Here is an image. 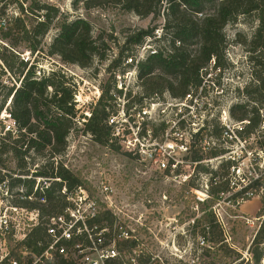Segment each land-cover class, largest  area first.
Wrapping results in <instances>:
<instances>
[{
  "label": "trees",
  "instance_id": "16d2710c",
  "mask_svg": "<svg viewBox=\"0 0 264 264\" xmlns=\"http://www.w3.org/2000/svg\"><path fill=\"white\" fill-rule=\"evenodd\" d=\"M33 1L30 6L31 11L43 12L44 20L31 25L30 28L24 21L19 20L5 37L13 39L14 43L16 36L21 33L23 41L27 43V50L31 54L40 53L44 36L57 20L59 33L48 46L49 57L56 56L65 65L91 67L95 56L98 55V41L92 36L91 24L81 18L61 20L62 15L58 8ZM110 3L118 4L126 12H132L141 18L162 16L165 20L163 35L160 38L156 39L155 28L136 30L125 36L124 46L134 47V49L142 46L147 39H154L163 44L167 42V46L158 48L156 54L139 61L136 69L140 93L133 97L131 92L125 95L127 113L133 107L137 108L136 112L143 108L145 99L162 98L168 94L173 100L181 102L188 95L193 96L200 90L204 91L205 76L209 68L219 74H222L226 68L223 59L227 44L224 33L226 27L235 23L241 16L245 18L254 16L258 21V27L253 38L248 41L238 36L240 44L247 50L248 61L253 67L254 82L245 87V93L252 106L236 104L230 108V116L235 123L248 122L242 131L236 130L240 139L250 140L254 137L259 138L260 134L264 135L263 118L260 115L264 106V0H74L73 6L75 9L81 6L86 10H91L102 8ZM194 42L196 43L195 50L192 49ZM135 56V54L128 53L124 56V60L127 61ZM98 57L101 60L105 59L104 55ZM122 57L123 54H120V58L110 61L108 71L112 75L116 72L123 75L133 66H121ZM3 59L11 72L14 71L15 65L19 66L22 80L18 88L14 86L8 90L0 106L1 114L6 101L12 98L7 111L15 123L11 130L5 132V126H3L0 131V134L5 133L0 145V170H11L7 166L8 159L15 162V169L11 171L16 177L10 176L11 187L23 190L25 199L17 197L14 206L25 208L29 212H38L40 216L39 225L32 228L26 240L15 245L12 241L9 243L12 258L22 264H34L32 257L40 258L50 242L47 234V225L50 220L63 215L66 209L72 207L67 200L68 195L83 189L94 198L95 190L80 171L73 172L58 160L66 153L67 138L76 127L78 115L74 97L77 92L76 84L61 70H54L47 75L44 73L37 77L35 66L28 67V63H17L14 54L5 55ZM122 96L123 92L116 88V80H114L113 85L108 83L102 88L100 99L95 106L90 108V116L83 114L80 116L84 120V133L92 136L102 147L113 149L115 153H120L121 147L113 139L107 122L109 117L115 113L116 99ZM159 125L158 128L153 123H144L139 134L143 136L147 130H150L154 138L162 137L163 139L168 125L163 122ZM224 132L225 127L219 120L204 121L198 132L191 135L186 157V161L195 166L197 174L209 177L207 190L209 198L203 204L202 215L194 220L192 226L193 232L197 230V235L208 245L202 249L200 264H218L212 257L218 253L230 261V263L226 262L227 264H259L264 257L260 249L264 244V223L250 246L251 262L245 263L242 260L237 263L241 255L225 242L223 229L212 209L220 200L221 194L232 192L230 182L238 168L236 160L226 158L228 151L223 148ZM205 143L209 144L207 148L202 146ZM257 143L264 150V141H257ZM31 153L39 159H44L45 163L39 164L40 162L35 163V161L28 163L26 158ZM212 160H220L216 168H210L207 164ZM28 165L35 167L34 179L21 178L27 176ZM168 173H170L169 170L165 172V174ZM176 173L179 175V170ZM38 178L44 179L47 184L38 185L35 191ZM3 179L4 176L0 172V183ZM247 180L246 188L231 196L232 203L236 204L238 199L243 197L246 189L259 190L264 185V173H256ZM63 189L66 191L65 194L62 193ZM193 189L198 190L199 186L194 184L193 177H191L184 181L183 191L190 192ZM251 199L253 197H245L247 202ZM96 202L100 206L101 203L98 200ZM263 214L264 195L260 216ZM115 222L114 214L109 210L101 209L94 218L87 219L86 225L89 229L93 227L99 230L112 229L117 223ZM113 238L112 233L106 234V245L110 244ZM84 239L85 236L77 237L72 242L64 244L66 247L78 243L85 244ZM138 242L136 239L117 240L116 247L121 254H131L138 249ZM25 251L28 256L26 257L27 262L23 263ZM138 261L140 264H151L152 257L145 256L142 252ZM53 264L73 263L63 256H56ZM111 264H123V262L117 260Z\"/></svg>",
  "mask_w": 264,
  "mask_h": 264
},
{
  "label": "rangeland",
  "instance_id": "374dc122",
  "mask_svg": "<svg viewBox=\"0 0 264 264\" xmlns=\"http://www.w3.org/2000/svg\"><path fill=\"white\" fill-rule=\"evenodd\" d=\"M35 1L43 4L39 0ZM28 2L31 6L34 1L29 0ZM73 2L74 0H52V3L44 4L58 8L62 15L61 20L81 18L91 24L92 36L94 40L98 41V55L95 56L91 67L81 68L76 65H65L60 58L56 56L49 57L47 53L48 46L59 33L57 20L54 21L49 32L44 36L40 53L31 54L27 50V43L23 41L21 33L16 36V42L13 43V39H10L11 46L19 55L27 52L28 57H24V59L28 60V67L35 66L37 77L44 75V73L47 75L54 70H61L77 86L75 95V109L78 111L76 127L67 138L68 148L66 153L58 160L69 170L82 173L86 181L95 190L94 198L102 204L98 206V210H109L110 203L106 201V196L101 193V188L103 184L112 186L114 194L111 195L113 202L111 209L113 208V212L109 211L112 214L115 213L116 222L123 225L126 230L134 232V237L139 241L138 253L134 255L136 260L138 254L140 255L143 252V255L152 257L151 264H191V261L197 257H199L198 263L200 264L204 247L200 244L201 237L197 235L198 231L196 230L194 233L192 226L194 220L202 215L203 204L208 199L206 198L204 202L200 201V199L204 200L206 196L209 177L196 173L195 166L186 161L188 153L175 154L179 164V167H177L179 175L176 172L165 174L155 171L147 164L126 155V150L123 148H121L120 153H115L113 149L102 147L92 136L84 133V120L80 118L82 114L90 116V108L95 106L100 99L102 88L107 86L108 83L113 85L114 80H116L117 89L121 83L123 85V96L117 98L114 103L115 112L126 106L127 98H124L125 94L131 92L133 97L140 93V88L137 86L135 64L127 71L129 74L125 72L124 75L118 74V72L112 75L108 71V67L111 60L120 58V54H123L120 65L123 63L121 66H124L126 64L124 56L128 53L135 54L141 61L150 56L154 50L164 48V45L167 46L166 41L163 44L162 42H156L154 39H147L137 49L124 46L125 36L140 29L155 28L154 35L156 39L160 38L163 35L162 31L165 26L164 17L141 18L132 12H126L114 3L91 10H86L81 6L79 9H75ZM34 16L35 18L33 16L27 17L28 28L44 20L43 12H34ZM257 27L258 21L254 16L246 18L241 16L235 23L229 24L224 31L227 38L223 58L226 68L222 74L209 68L204 81L205 90H200L193 95L192 101L186 107H178L176 101L170 98L168 94L156 99L153 102L155 103L154 108L150 109V115H148L150 119L148 120L154 122L153 124L158 128L159 124L165 123L168 125L167 133H170L172 131L170 125L177 122L175 113L179 114L180 111L178 110L180 108L185 113L184 119L181 118L183 122L179 121L182 123L179 126L180 132L189 131L194 133V130L202 127L204 121L211 119L234 125L235 122L230 116V108L236 104L252 106L249 103L248 95L245 93V87L254 82L253 67L248 61L247 50L240 44L238 36L240 35L243 39L249 41L253 38ZM193 44L192 49L195 50L196 43ZM13 54L6 53L5 55ZM99 55H104L105 59H99ZM15 56L17 63L27 64L20 56ZM8 71L9 74L0 71V106L8 90L14 86L18 88L22 80L18 65H15L13 72L9 69ZM111 92L113 93L112 90ZM150 100L145 99L143 101L144 107L148 105ZM9 102L10 99L6 101L0 114V131L3 126L6 128L8 126L13 127L12 121L7 118L9 114L6 112V109L9 108L8 105L11 104ZM260 115L263 118L262 130L264 131V106L260 111ZM136 120H139L138 117H136ZM170 137L174 138L175 136L171 135ZM257 141H264V135L260 134L259 138L250 139L245 148L240 146L239 143L236 144V142L231 145L224 144L225 147L232 150V156L236 158L240 168V173H235L234 178L236 177L239 180L237 176H241L248 183L247 178L252 175L255 176L256 173L264 172V150ZM202 146L207 148L209 144L205 143ZM26 160L28 163L34 161L35 163L40 162L39 164L45 163L44 159H39L32 153L27 156ZM219 163L220 160H212L207 164L210 168H216ZM7 166L14 170L16 165L12 159H8ZM28 167L27 176L21 178L34 179L35 167L33 168L30 165ZM11 170H6V172L11 174L10 176L16 177ZM245 175L247 178H245ZM185 177L187 179L193 177L194 184L199 186V189H193L190 192L183 191ZM36 180V186L47 184L44 179L38 178ZM262 188V194L256 193L253 199L243 202L239 206L228 204V198L218 200L219 202L217 201L218 203L214 205L228 224L233 239L232 244L241 255V259L237 263L242 260L245 263L252 260L249 249L258 233V229L249 228L245 220L260 216L264 185ZM12 190L16 195L19 193L20 188L15 187ZM262 216L260 225L264 223V214ZM12 243L13 245L16 244ZM9 247L11 250L10 243ZM260 249L264 253V244L261 245ZM27 256L23 255V263L27 262ZM122 257L125 263H128L131 255L130 253H124ZM212 257L218 264L230 263L229 260L224 259L221 253L214 254ZM32 258L34 262H38L39 258L34 256ZM259 264H264V257Z\"/></svg>",
  "mask_w": 264,
  "mask_h": 264
},
{
  "label": "built area",
  "instance_id": "2783aa9c",
  "mask_svg": "<svg viewBox=\"0 0 264 264\" xmlns=\"http://www.w3.org/2000/svg\"><path fill=\"white\" fill-rule=\"evenodd\" d=\"M28 1L0 0V71L2 73L5 71L9 74L3 59V56H5L6 53H14V55L20 56L24 62L28 63V60L24 59V57H28L27 52L19 55V53H17L16 50L11 46L10 39L5 37L17 21L22 20L27 24V17L34 16V12H37L31 11ZM39 1L43 2V4L49 2L52 3V0ZM154 54H156V50L151 52L150 55ZM138 63L139 59L135 56V58L128 59L125 65L135 64L136 68ZM127 74H129V72H127ZM122 86L123 85L121 83L118 90L122 91ZM137 86L139 87L138 78ZM9 99V103H11L12 98ZM156 99L160 98L156 97L151 99L147 106L141 108L137 112V108L133 107V109L127 113L125 106H123L120 110L118 109L109 117L107 123L111 128L113 139L116 140L117 144L121 148L126 150V153H128L129 156H132L141 163L147 164L155 171L165 173L167 170H169L170 173H174L177 172V167H179L178 161L175 158V154L188 153L191 143V135L198 132L201 127L198 128V130H194V133L189 131L180 132L179 123L183 122L181 118L184 119L185 113L179 108V114L177 112L175 113L177 122H174L172 125H170L172 131L170 133H167L166 131L163 139L154 138L150 130H147L146 134L141 136L139 133L143 124L154 123L148 120L150 119L148 115H150V109L154 108L155 103L153 102ZM191 101L192 96L188 95L185 100L181 102L176 101V103L179 105L178 107H186V105ZM9 106L10 104L8 107ZM6 112H8L7 109ZM136 117H138L139 120H136ZM7 118L12 121V125L14 127L15 123L12 120L10 114L7 116ZM246 123L248 122L234 123V125H231L228 122L222 123L225 127L223 148L225 147L224 144L231 145L234 142H236V144L239 143L240 146L245 148L249 140L240 139L236 133V130L242 131ZM192 125L196 126L195 124ZM13 127H5L4 131H9ZM4 134L5 133L0 134V145L1 138L4 136ZM171 135L175 137L172 138L170 137ZM224 149L228 151L226 158L236 160V158L232 156L233 152L230 150V148L225 147ZM0 172L4 176L3 181L0 183V264H22L21 262L12 258L9 241L20 243L26 240L32 228L39 225L40 216L38 212H29L25 208L14 206V201L17 197L22 200L25 199V197H23L24 191L20 189L19 193L15 195L10 182L11 174L7 173L6 170H0ZM235 173H240L239 165ZM262 173L264 172L262 171ZM232 177L233 179L230 182V188L232 192L228 194H221L220 200L228 198V204L239 206L241 203L247 202L245 197L252 198L256 193L262 194V187L259 190L246 189L243 193V197L238 199L236 204L232 203L230 199L231 196L242 191L248 185V183L245 182L246 180L244 181V178L241 176H237L239 180L236 177L234 178V176ZM245 178H247L246 175ZM37 189L38 186L35 187V191ZM65 192V189H63L62 193L65 194ZM101 193L106 196V201L110 203L108 208L113 212V208L111 209V205L113 203L111 195L114 194L112 186L103 184ZM206 198H209L207 191L204 200L200 199V201L204 202ZM67 200L72 204V207L66 209L63 215L50 220V223L47 225V234L50 237V242L44 254L38 259V262H34V264H53L56 256H63L66 260L72 262L73 264H111L117 260L122 261L123 264H139L137 263L139 262L137 260L140 255L138 254L137 260L135 258L136 256L134 257V255L138 253V249L134 250L130 254L131 258L129 262L125 263L122 257L123 254H121L116 247L117 240L136 239L134 237V232L131 230H126L124 226L119 223H116L112 229L106 228L99 230L97 227H93L92 229L87 227V219L94 218L99 209L96 198L90 197L86 190L79 189L75 194L68 195ZM212 209L214 210L218 223L223 229L225 242L231 248L235 249V246L232 244L233 239L228 224L225 222L222 214L216 210L215 206ZM262 218L263 216L253 217L251 219H246L245 222L249 228L258 229L259 231L261 228L260 221ZM111 233L114 237L113 241L106 245L105 235ZM82 236H85V244L78 243L72 244L69 247L65 246L64 243L72 242L75 238ZM200 244L204 248L208 247L206 241L202 238ZM27 254V251L23 253L25 256H27ZM198 261L199 257L193 259L191 264H199Z\"/></svg>",
  "mask_w": 264,
  "mask_h": 264
}]
</instances>
